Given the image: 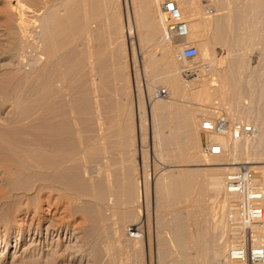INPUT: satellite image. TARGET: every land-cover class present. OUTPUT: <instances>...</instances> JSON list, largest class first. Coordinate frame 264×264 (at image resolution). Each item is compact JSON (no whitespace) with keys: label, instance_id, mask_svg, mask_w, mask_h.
Instances as JSON below:
<instances>
[{"label":"rangeland","instance_id":"374dc122","mask_svg":"<svg viewBox=\"0 0 264 264\" xmlns=\"http://www.w3.org/2000/svg\"><path fill=\"white\" fill-rule=\"evenodd\" d=\"M24 1L35 3V0ZM111 1L112 4L107 0L108 8L105 7L107 10L104 9L105 13L101 15L96 12L98 7H92L97 0L91 1L92 3L78 1V17L81 20H76L73 26L79 24L83 28L84 22L87 25L81 28V33L64 51L57 54L55 61L45 57H41L42 61L39 60L40 54L35 52L34 45L32 49L26 48L27 52H9V56L5 55L0 60L1 87L5 86L2 79L6 81L10 74H16L18 79L12 80L13 82L9 80L11 84H20L28 77L29 83L38 81L44 84L48 81L53 84L55 81L59 85L51 95L54 100L58 98L66 104L64 106L69 121V146L66 144V149L68 154L72 153L68 155L67 189L61 190L54 183L52 188L50 185L43 192H30L27 195L26 198L35 213L31 212L23 225L27 227L31 223V231L27 234L25 228L18 242V225L23 216L15 215L16 223L6 234L5 204L0 203V264H169L184 257L179 247L181 240L185 243L184 252L188 253L191 262L200 258V264H225L226 252L232 247L230 245L233 241H238L246 227H236L231 223L228 211L230 206L223 189L219 194L212 195L208 185L209 172L198 165L228 163L235 155L240 164L259 162L261 164L250 166L264 189V0L178 1H184L187 5L194 4L199 11L205 13L204 18H210L213 13H221L217 18L208 19L214 23H221L225 19V36L221 44L213 42V26L204 28V34L197 40L187 38L179 42H166L163 35L166 21L161 22V25L157 19L159 10L151 8L149 0H136L137 23L142 29L140 38L132 31L130 38L126 39L125 22L122 18L126 14L133 20V5L131 0ZM162 2L160 0L159 7ZM11 3L12 0H0V30L15 22ZM51 4L55 5V1L52 0ZM125 8H128V12ZM216 9L220 12H213ZM56 10L61 16L66 12L64 7ZM25 12L26 19H31L32 13L27 10ZM185 19L189 22V18ZM191 24L189 22V26ZM184 45L196 47L200 57L192 62L178 59ZM0 48L2 52V46ZM201 48L213 53L208 57L210 60L201 55ZM219 52L221 58L217 60L215 54ZM30 56L32 60L29 59ZM35 56H38L37 59ZM8 59L12 62L9 63ZM205 64L211 68L209 74L201 70V66ZM176 68H180V71ZM12 69L16 72L11 71ZM183 71L191 74L185 76ZM61 73L66 74L64 85L58 82ZM215 73L222 80L226 78L224 81L219 79L216 87L209 86L207 99L198 96L197 86L187 83L198 75V81H208L216 78L211 75ZM144 87L149 90L146 94L143 92ZM244 88L247 89L245 93ZM162 89L171 101L167 98L166 102L164 97L157 96V92ZM134 93L143 106L139 115L143 136L140 165L136 130L137 102L134 101ZM157 99H163L160 103L169 111H156L157 114L151 116L154 130L153 151H150V119L146 106L157 103ZM213 116H223L229 122L252 124L259 135L255 139L244 138L237 143L226 139L228 146L224 156L206 158L201 154L203 137L199 126L201 119ZM76 127L80 130L77 133L73 129ZM226 172L228 171L220 172L222 179ZM188 173H194L195 179L197 178V184H191L193 189L187 188L188 185L186 187L185 184L181 196L156 200L153 195L154 182L158 181L159 185L163 181L174 182ZM142 175L143 182L147 183L143 205L136 198L139 195L136 192ZM125 186L131 194L134 192V197L127 203L128 200L124 201L125 196H120L117 202L119 199L123 201L117 205L116 198H109V191ZM16 199L19 204L27 201L24 197L21 200L20 196ZM223 201H226L224 215L219 207L221 205L215 204ZM47 226L50 233L46 236ZM130 227L137 229L136 238H131L128 234ZM3 233L7 235L5 243ZM256 235L258 240L262 238L260 242L264 245V228L258 230ZM226 243L229 244L228 247ZM214 246L219 249V253L225 252L221 253L223 258L219 257L222 260L212 258L217 252ZM201 248H205L204 254ZM212 250L214 251L211 252Z\"/></svg>","mask_w":264,"mask_h":264},{"label":"bare ground","instance_id":"6f19581e","mask_svg":"<svg viewBox=\"0 0 264 264\" xmlns=\"http://www.w3.org/2000/svg\"><path fill=\"white\" fill-rule=\"evenodd\" d=\"M51 1L52 0H35V3L31 4V3L25 2L24 0H12L11 7L14 9L12 11H13L14 19H15L14 20L15 24L11 23L12 26H9L7 28L5 27V29L0 30V43H3L1 45L2 46V52H0V60L5 58L6 57L5 55H8L9 52H13V51L14 52L17 51L18 53L24 52V51L27 52V50H25V49L26 48L32 49L31 47H32V45H34L33 49L35 50V52H38V54H40L39 60L42 61L43 59L41 57H45V59L53 61L54 59H56L57 54L59 52L64 51L65 48L68 45H70L73 40H75L76 36L79 33H81V30L83 28H85L87 25V22L86 23L84 22L83 28H82V26H79V24H77V26H78V27L76 26L77 28L74 27L75 25L73 26V24H74V22H76V20H81L78 17V12H79L78 1L79 0H54L55 5L51 4ZM82 1H84L85 3H87V2L92 3L91 1H93V0H82ZM108 1H110L111 4L113 2L111 0H108ZM162 1H164V0H162ZM171 1L176 3V5H177L181 15L183 16V18L184 19L189 18V22L192 23L189 26V22L185 19L188 23V28H189V35L187 38L197 40L201 37V34L203 33L202 31H204V28L206 29V28H210L211 26H213L214 27V30H213L214 34L212 35L213 42L221 44L224 41L225 27L223 25V22L225 19H222L221 23H219V21H216L214 23L213 20H212L213 23L208 21V19H210L212 17L217 18L218 16H220L219 14H221V13H219V14L213 13V12H218L219 9L213 10V12H212L213 15H210L211 16L210 18L209 17L204 18L203 16L205 13L202 11H199L197 6H195L194 4L187 5L184 1H182L183 3H178L179 0H171ZM95 2H96V0H95ZM95 2H93V4H95ZM136 2H137L136 0H131V3L133 5L132 6L133 7L132 13H134V17H132L133 20H131L129 15L127 17L126 14H125V18H122V19H124V22H125L124 23V32H125V38L126 39L130 38L132 31H135V34L137 33L138 37L140 36L141 31H142V29L139 28L140 26H138L139 24L137 23ZM159 2H160V0H149V6L151 8L153 7V8H156L159 10V11H157V19L161 23V22L166 21V18L165 19L163 18L165 15L162 13L161 7H159ZM108 4H109V2L107 3V0H97L95 6H93L92 4L91 5H92V7H94V9L96 7H98L96 9V12H97V14L101 15V14L105 13L104 9H105V7L108 8ZM160 6H161V4H160ZM59 7H64L66 9V12L62 16L59 15L58 11L56 10ZM107 8L105 9V11L107 10ZM127 9L128 8H125V11ZM26 10L29 13H32L33 16L31 19H26L27 18L25 16ZM126 12H128V11H126ZM237 17H239V16H237ZM11 20H13V19H11ZM77 23H79V22H77ZM161 25H162V23H161ZM163 35H164V31H163ZM122 36H123V34H122ZM186 39H184V40H186ZM31 42H33V43L31 44ZM166 42H168V41H166ZM30 44H31V46H30ZM139 45H141V41H140ZM184 46H187V45H184ZM201 52H202V54L201 53L200 54L203 55L205 57V59L207 58V60L208 59L210 60L211 58H208V57L213 55V53H209L205 50H202V48H201ZM220 53L221 52L215 54V55H217V57H216L217 60H219V58H221ZM58 56H60V55H58ZM35 57L37 59L38 56H35ZM7 58H9V57H7ZM29 59H31V56ZM33 59H35V58H33ZM9 61L12 62L10 59H8V62ZM50 61H49V63H51ZM131 61H132V59H131ZM17 63H19V62H17ZM220 63H221V61H220ZM35 64H36V62H35ZM46 64H44V65H46ZM145 64H144V70L146 69L145 66L149 65V64H146V65ZM12 66H13V64H12ZM150 66H152V65H149V67ZM149 67H147V68H149ZM13 69L11 71L16 72ZM18 69L20 71V68H18ZM176 69L177 70L179 69L178 71H180V68H176ZM221 69L222 68H220V70ZM183 72H185V74H184L185 76H189L191 74L188 71H183ZM217 72L218 71H216V73ZM222 72H224V71H222ZM17 73H18V71H17ZM41 73H42L41 75L44 74L43 71H41ZM216 73L211 74V75H215L216 78H212L208 81H205V80H199L198 81V78H199V75H198V76H195V78L188 80L187 83H189L190 85L193 84L194 86H197L196 92H197L198 96H202L203 98L207 99L209 97V95H207L208 94L207 91H209V89H208L209 86H215L216 87L217 82L222 80V78L221 79L218 78L220 75H217V74H219V73H217V74ZM12 75H14V73ZM18 75H20V74H18ZM26 75H25V77H26ZM61 75H59V77L61 76L60 79H59V77H57L59 79V80L58 79L57 80H58L59 84L64 85V81H65L64 75H66V74L61 73ZM14 76L16 79H14ZM14 76H11V74H10V77H7V78L12 77L13 79H8V80L5 77L6 81L18 80L16 77L17 75L15 74ZM215 76H213V77H215ZM27 78L28 77L25 78L26 81L23 80V82L20 84H18V83L11 84V81L6 82L5 79L4 80L2 79V82L4 81L3 83L5 84V86H2V87L0 86V203L5 204L4 213H5V217L7 218V221H6L7 227L5 226L6 227V234L8 232H10L11 229H13V226L16 223V221L14 220L15 215L19 214V215L23 216V218L20 220L21 222L18 225L19 230L17 231V237L18 238H16V242L21 240L20 238H21V235L23 234V231L25 230V228L27 229V234L31 231L30 230L31 229V223L27 227L23 226L25 224V219L29 217L31 212L35 213V211L33 209H31V205L28 202V198H26L27 195L30 192H35V193L36 192H38V193L43 192L44 189H49L50 185L52 188L53 187L52 185L54 183L55 184L57 183V187L60 188L61 190L67 189V184H68L67 179H68V174H69L68 166H67V164L69 163L68 162V159H69L68 155L72 154V153L68 154L67 149H66L67 148L66 146L67 145L69 146V143L67 142L68 141L67 135H69V134H67V133H69V131L67 132V129H68L67 122H69V121L67 120V116H66L67 115L66 108H65L66 106H64L66 104H64L65 102H62V100L61 101L58 100V98L57 99L55 98V100H54L53 95H51V94L55 93V92H53L54 90H57L56 86L58 84L55 83V81H54L55 84L54 83L50 84V82H48V81H47V83L45 82L44 84H42V82L38 83V81H37V83H29V82H27ZM20 79H21V76H20ZM224 79L222 81H224ZM173 83H175V82L173 81ZM173 83H172V85H173ZM60 86H62V85H60ZM174 86L175 85H173V87ZM63 87H65V86H63ZM257 88L258 87H256V89ZM61 89H62V87H61ZM251 90H252V88H251ZM261 90L262 89H260V92H261ZM146 91L149 92V90H147L144 87L143 92L145 94H146ZM179 91H180V89H179ZM246 91H247V89L244 90V93ZM255 91H257V90H255ZM260 92H259V94H262ZM250 93H251V91H250ZM256 94H258V93H256ZM61 95H63V94H61ZM192 95H193V93H192ZM51 96L53 97V99ZM157 96L164 97L163 99L166 100V102H167V98H168L167 96L168 95H167L166 91H165L164 95H161V90H159L157 92ZM257 96H260V95H257ZM163 99H157V103H155V104L153 103L152 106H150V105L146 106L147 110H148V118L150 119V122L148 123L150 134H152V132L154 130V129H152L151 116L156 115L157 114L156 111H159V112L162 111L164 113V111L168 110L167 107H165L164 105H162L160 103L161 100H163ZM168 99H169V101H171L170 98H168ZM56 101H58V102H56ZM134 101L137 102V103H135V107L137 109L136 110L137 111L136 112V124H137L136 130H137V134H139V133H141V129L139 126V115H141V113H142L143 106L141 105L139 99L137 98L136 93H134ZM55 106H57V107H55ZM122 114H124V113H121V115ZM207 118H209V117H207ZM127 124H129V123H127ZM200 126H201V122H200ZM200 126H199V131H200ZM73 129H75L76 133L80 131L77 127L73 128ZM142 137H141V140H142ZM137 139H140V138H137ZM226 139L227 138H225L223 136L211 137V140L214 143L219 144L222 147L223 151H225L227 149V146H228L227 145L228 143H226V141H227ZM240 148H238V149H240ZM151 149L153 151V148H151ZM244 149H246V147ZM140 152H139V148H138L139 159H140ZM233 154L234 153H232V155ZM222 155L216 156V157L220 158V157H222ZM231 158H232V156H231ZM251 162L252 163H245V164H249V165L261 164V163L256 162V161H255L256 163H254V161H251ZM237 165H240V163L238 162L236 155L232 159H230V161L228 163H218V164L208 163V164L198 165V166L202 167L203 170H207L209 172V173H207V175L208 174L210 175V176L208 175L210 177V178L208 177L209 178V182H208L209 184L208 185L210 187V191H211L212 195L213 194L214 195L219 194L221 189H223L224 182H221V180H223V179L220 176V172L222 173V171L234 170ZM260 168L262 169V167H260ZM178 176H180V175H178ZM205 176H203V177H205ZM196 177H197V175H196ZM143 179H144L143 175H142V177L140 176V181L138 182L139 185L137 186L138 191H137V187H136V191H137L136 193H139V195L137 194L136 198H137V200H138V198L140 199V202L142 203L141 205H143L145 203L144 196H145V189H146V184H147L146 182H143ZM196 179H195L194 173L193 174L188 173V174L181 175L177 181H176V179H175V181L173 180L174 182L163 181L160 185H159V183H157L158 181L154 182L153 183V190H154L155 194H153V195L156 196L157 201L169 199L170 196H181V194H183L185 184H186V187L188 185L187 188L191 189L192 185L196 183ZM54 180L56 182H54ZM190 185H191V187H190ZM121 187H123V186H121ZM127 187H129V186H127ZM127 189L125 186V188L110 190L109 191L110 196H109V193H107L106 195H108L109 198L110 197H113V199L116 198L115 202L117 203V205L119 203L121 204L122 199L121 200L119 199V201H118L119 203L117 202L118 197L120 198V196H125L124 198H126V199L124 201L126 202L128 200L127 203H130L129 199L131 197H134V196H132V194L134 192L131 194L130 191ZM190 189H189V191H190ZM16 192H19V193H16ZM200 192H202V191H200ZM202 194H203V192H202ZM19 196L21 197V200L23 197L25 198V200H27V201H25L26 202L25 204H19L17 202L18 200L16 199V197H19ZM108 196H106V197H108ZM187 197H188V195H187ZM104 198H105V196L103 197V199ZM158 198H160V199H158ZM109 200L112 201V199H109ZM130 200H132V198ZM154 200H155V198H154ZM173 200H175V198H173ZM157 201H155V202H157ZM197 201H199V200H197ZM217 202H221V201H217ZM225 202L223 201V203H215V204L216 205L220 204L221 206H219V207H220L221 211H224L226 208ZM124 204H126V203H124ZM20 207H23V208H20ZM215 211H217V210H215ZM225 211H224L223 215L225 214ZM213 216H215V215H213ZM217 217H216V219H217ZM218 224H219V222H218ZM130 228H132V230L137 231V229H135L133 227H130ZM263 228H264V226H262L261 229H263ZM128 230H129V228H128ZM45 232H46V236L49 235L50 229L48 226L46 227ZM3 234H4L3 242L5 243L6 242L5 238L7 235L5 233H3ZM260 240H262V238ZM180 243H181V245L179 246L180 251L184 255V257H181L180 261H174V262H171L169 264H200L201 263L200 258L199 259L196 258L197 260H194V262L190 261V256L188 255V253L184 252V250L186 249V248H184V246H185L184 241L181 240ZM227 244L228 243H226V247L229 246V244H228V246H227ZM236 244H237V241L236 242L233 241L232 245H230V246H235ZM216 248L217 247H215V250H216ZM201 250H203V254H204L205 248L204 249L201 248ZM218 250L219 249L217 248V252L214 253V255L212 253V255H213L212 258L221 259L219 257L220 256L222 257L223 256L222 254H224L225 252L222 253L223 252L222 251L221 252L222 254H221V253H219ZM213 251L214 250H212L211 252H213ZM206 255L208 256V252ZM207 256H205V257H207ZM224 259H225V257H224Z\"/></svg>","mask_w":264,"mask_h":264},{"label":"built area","instance_id":"2783aa9c","mask_svg":"<svg viewBox=\"0 0 264 264\" xmlns=\"http://www.w3.org/2000/svg\"><path fill=\"white\" fill-rule=\"evenodd\" d=\"M162 13L166 17L164 39L168 42H179L189 35L187 21L181 15L176 3L164 0L161 3ZM178 59L192 62L199 56L194 46H183ZM205 74L211 72L208 65H202ZM165 91L161 90V95ZM200 134L203 137L201 154L206 158L221 156L222 147L211 140L213 136H223L229 141L237 142L244 138L255 139L259 132L252 124L229 122L223 116L203 118ZM223 194L228 198L231 223L236 227H246L242 231L237 244L228 249L225 264H264V246L258 240L256 232L262 228L264 221V189L258 181L256 173L249 164H240L223 177ZM131 238H136V230L129 228Z\"/></svg>","mask_w":264,"mask_h":264},{"label":"crops","instance_id":"0c3cea01","mask_svg":"<svg viewBox=\"0 0 264 264\" xmlns=\"http://www.w3.org/2000/svg\"><path fill=\"white\" fill-rule=\"evenodd\" d=\"M141 133H139V134H137V138H140V139H137V141H138V148H139V152L141 151V144H142V140H141V137H142V135H140ZM152 136V134L150 135V134H148V140H149V144H150V151L152 150L151 148H153V136ZM142 139H143V137H142ZM140 154H141V152H140ZM139 165H140V162H141V157H140V159H139ZM141 167V166H140Z\"/></svg>","mask_w":264,"mask_h":264}]
</instances>
